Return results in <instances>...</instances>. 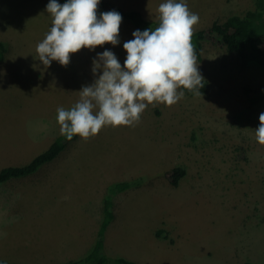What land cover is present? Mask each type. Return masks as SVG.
Listing matches in <instances>:
<instances>
[{
  "label": "rangeland",
  "instance_id": "obj_1",
  "mask_svg": "<svg viewBox=\"0 0 264 264\" xmlns=\"http://www.w3.org/2000/svg\"><path fill=\"white\" fill-rule=\"evenodd\" d=\"M107 1L140 11L146 21L159 19L162 0ZM47 2L0 0L6 48L0 60V168L28 162L61 134L56 109L72 107L81 87L100 74L92 73V58L110 48L123 66V42L138 28L122 18L116 45L82 47L66 65L53 60L45 66L35 55L52 19ZM185 3L199 14L193 31L256 6V0ZM201 43L195 63L204 91L183 92L171 105L147 103L133 125L102 126L87 138L78 134L34 173L0 183L8 187L0 190V259L45 252L62 232L83 233L87 245V228L101 219L109 197L106 253L138 264H264V144L255 140L264 68L244 63L215 34L205 33ZM244 87L256 101L239 119L248 103ZM175 166L185 173L172 185L165 172ZM125 180L133 183L116 190L114 184ZM74 255L51 260L81 258Z\"/></svg>",
  "mask_w": 264,
  "mask_h": 264
},
{
  "label": "clouds",
  "instance_id": "obj_2",
  "mask_svg": "<svg viewBox=\"0 0 264 264\" xmlns=\"http://www.w3.org/2000/svg\"><path fill=\"white\" fill-rule=\"evenodd\" d=\"M100 0H48L51 16L49 30L36 45V55L45 66L56 60L66 65L70 53L82 47L120 42L122 14L107 10L97 14ZM159 22L155 28L132 31L123 42V66L117 55L104 48L92 58L91 71L100 74L79 90L80 98L70 108L58 106L56 120L60 133L71 139L98 133L102 126L133 125L151 102L173 104L183 89L198 90L202 75L195 63L191 37L199 14L188 9L185 0H162L158 5ZM182 86L177 92V88ZM255 128V140L264 144V111ZM0 264H7L0 259Z\"/></svg>",
  "mask_w": 264,
  "mask_h": 264
},
{
  "label": "trees",
  "instance_id": "obj_3",
  "mask_svg": "<svg viewBox=\"0 0 264 264\" xmlns=\"http://www.w3.org/2000/svg\"><path fill=\"white\" fill-rule=\"evenodd\" d=\"M63 3L64 0H59ZM117 10L122 14L123 19L132 22L138 28H155L158 25L159 19L146 21L141 12L135 9H123L120 6L110 3L107 0H100L97 7V14L101 11ZM205 33L215 34L218 36V41L224 45L229 51L236 52L244 63L255 62L264 68V0H256L254 9L247 10L242 15H229L221 22L214 21L206 29H197L192 32L191 43L193 44L194 56L200 59V51L202 40ZM5 43L0 40V60L3 58L5 51ZM182 88V86H180ZM206 82L201 80V85L198 90L183 89L185 93L194 91H204ZM248 95L247 106L241 109L238 113L239 119H244L249 114L250 108L254 106L256 98L252 96L253 90L249 87H244ZM78 134H74L72 138ZM71 138V139H72ZM69 139L62 134L54 137L51 143L41 152L36 154L28 162L20 165H6L0 168V183L12 178L28 175L38 169V167L53 159L57 153L64 147ZM185 170L180 166H175L165 172L169 182L176 185L178 180L184 175ZM132 180L119 181L114 184L116 190L121 191L127 189L132 184ZM110 198L106 197L103 201L102 216L97 230L96 239L92 247L81 258L63 263L53 264H138L136 261L124 258L122 256L105 252L104 232L107 225L113 218ZM157 235L162 234V230L156 231ZM164 235V234H163ZM7 264H26L8 262Z\"/></svg>",
  "mask_w": 264,
  "mask_h": 264
},
{
  "label": "crops",
  "instance_id": "obj_4",
  "mask_svg": "<svg viewBox=\"0 0 264 264\" xmlns=\"http://www.w3.org/2000/svg\"><path fill=\"white\" fill-rule=\"evenodd\" d=\"M34 172H32V173H34ZM32 173H30V174H32ZM14 188H16V186L15 187L9 186V190L10 189H14ZM7 189H8V187H6V185L5 186H0V190L1 191L7 190ZM1 191H0V195H1ZM100 220H98L96 222V224L94 223L93 227L89 226L87 228V231H86V233L88 235V237H87V245L86 244L85 245L82 244V240L85 241V238L83 237L84 236L83 233L76 232L74 234L75 236L74 235L70 236L69 234H67V236L64 237L63 236L64 232H62L61 236H59V239H58L59 241L57 242V244L50 242L51 247L49 249H45V252L41 251L42 253L33 254L31 258L29 257V258L20 259V260L16 259L17 261H8V262L26 263V264L63 263V262H67V260H59L58 262H56L57 260H51V259L55 258V257H59V258L63 257L64 258L65 256H73L74 254L77 253V248H80L81 252L77 253L74 256H80L79 254H82L84 252V250H86L85 253H84V254H86L88 252V250L92 247V245H93V243H94V241L96 239L97 230H98V227H99ZM108 225H107V227H108ZM106 229H105V232H104V239H103L104 240V244H105ZM51 236L56 238L55 232H51ZM44 244H46V242L41 241L39 243V245H41V246H43ZM105 249H106V245H105ZM37 252H39V251H35L34 253H37ZM55 254H59V255H55ZM114 254H116V253H114ZM116 255L120 256V254H116Z\"/></svg>",
  "mask_w": 264,
  "mask_h": 264
}]
</instances>
